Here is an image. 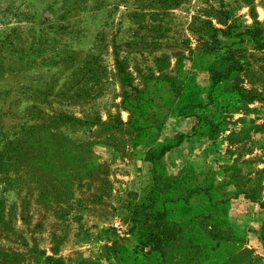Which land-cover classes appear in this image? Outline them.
Returning <instances> with one entry per match:
<instances>
[{
  "label": "rangeland",
  "instance_id": "rangeland-1",
  "mask_svg": "<svg viewBox=\"0 0 264 264\" xmlns=\"http://www.w3.org/2000/svg\"><path fill=\"white\" fill-rule=\"evenodd\" d=\"M262 94L264 0H0V264H264Z\"/></svg>",
  "mask_w": 264,
  "mask_h": 264
},
{
  "label": "crops",
  "instance_id": "crops-1",
  "mask_svg": "<svg viewBox=\"0 0 264 264\" xmlns=\"http://www.w3.org/2000/svg\"><path fill=\"white\" fill-rule=\"evenodd\" d=\"M261 97L263 98L262 100H260V99L256 100V102L258 101L257 103L260 104V106L258 108H253V109L246 110V111H244L242 109H237V110L232 111L228 108H222L220 110V111H222L223 114H231L233 116L232 120H234L235 117H240V118L243 117L244 120L243 121L241 120V123H242L241 125L244 126L245 130L247 129V131H249L250 134H252L253 138L258 143L264 141V106H263L264 105V94H262ZM261 101H263V102H261ZM199 114H201V116L203 117L202 113H194V112L193 113H187V114H185L186 116L179 114L178 117L180 119H183V121H187V120L190 121L189 129H187V131L184 132L185 134H187L189 136L185 137V139L186 138L190 139L193 136H195L194 129L196 128L197 121L199 120L198 118H196L195 115L200 116ZM241 129H242V127L239 130H241ZM175 130H177V129H175ZM226 132H228V130H226ZM174 134H177V132L174 131ZM180 143L177 145V147L180 145ZM260 146H263V145L261 144ZM174 148H175V146L173 148H171L170 150H172Z\"/></svg>",
  "mask_w": 264,
  "mask_h": 264
},
{
  "label": "trees",
  "instance_id": "trees-1",
  "mask_svg": "<svg viewBox=\"0 0 264 264\" xmlns=\"http://www.w3.org/2000/svg\"><path fill=\"white\" fill-rule=\"evenodd\" d=\"M219 76H214L213 80L217 81ZM196 118L199 119V116L195 115ZM195 134V132H194ZM189 135L187 134H178V136H176V141L173 144H169V145H164L161 146L159 149V154L158 155H152L151 157H154L156 159L162 157L168 150H170L171 148H173L174 146H177L185 137H188ZM150 158V157H149ZM163 212H156L153 218H156L159 220H161L162 216H163ZM157 221V220H156ZM163 225H160L158 223H154L153 225L149 226V230L147 232V237L149 239L148 241V245L150 246V250H154L157 252H162V247H163V232L161 233V228ZM47 260V264H66L63 260L60 259H54L51 257H46ZM78 264H99V263H95V262H80Z\"/></svg>",
  "mask_w": 264,
  "mask_h": 264
}]
</instances>
